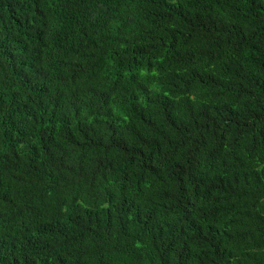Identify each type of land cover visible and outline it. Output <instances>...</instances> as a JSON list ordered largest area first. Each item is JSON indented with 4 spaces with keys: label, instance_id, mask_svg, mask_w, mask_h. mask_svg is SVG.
<instances>
[{
    "label": "trees",
    "instance_id": "16d2710c",
    "mask_svg": "<svg viewBox=\"0 0 264 264\" xmlns=\"http://www.w3.org/2000/svg\"><path fill=\"white\" fill-rule=\"evenodd\" d=\"M0 264H264V0H0Z\"/></svg>",
    "mask_w": 264,
    "mask_h": 264
}]
</instances>
